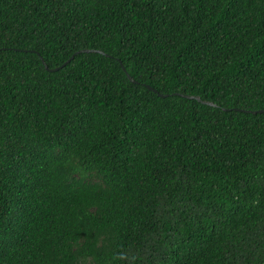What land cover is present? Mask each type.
Segmentation results:
<instances>
[{
    "label": "trees",
    "instance_id": "1",
    "mask_svg": "<svg viewBox=\"0 0 264 264\" xmlns=\"http://www.w3.org/2000/svg\"><path fill=\"white\" fill-rule=\"evenodd\" d=\"M0 264H264V0H0Z\"/></svg>",
    "mask_w": 264,
    "mask_h": 264
},
{
    "label": "water",
    "instance_id": "2",
    "mask_svg": "<svg viewBox=\"0 0 264 264\" xmlns=\"http://www.w3.org/2000/svg\"><path fill=\"white\" fill-rule=\"evenodd\" d=\"M81 52H99V51H96V50H91V49H84V50H80V51H78L76 54H78V53H81ZM74 56V55H73ZM73 56L71 57V58H73ZM43 61V60H42ZM43 63L46 65V63L43 61ZM120 64H121V66H122V68H123V70L126 72V70H125V68H124V66H123V64L121 63V61H120ZM126 74H127V76H128V78H129V80L131 81V82H133V83H136L137 81L135 80V79H133L127 72H126ZM145 85V84H144ZM149 90H151V91H153L154 93H156L159 97H167L168 95L167 94H160L157 90H154L153 89V87H151V86H147V85H145ZM174 95H180V96H183V97H186V98H189V99H195V100H197V101H199V102H203V103H205V104H207V105H210V106H216V104H214V103H212V102H210V101H203V100H201V98L199 97V96H190V95H182V94H179V93H174ZM233 110H235V111H241V112H247V113H258V112H262V111H247V110H240V109H233Z\"/></svg>",
    "mask_w": 264,
    "mask_h": 264
}]
</instances>
